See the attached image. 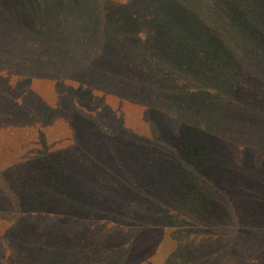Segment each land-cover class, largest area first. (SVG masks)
<instances>
[{"label": "rangeland", "instance_id": "1", "mask_svg": "<svg viewBox=\"0 0 264 264\" xmlns=\"http://www.w3.org/2000/svg\"><path fill=\"white\" fill-rule=\"evenodd\" d=\"M263 5L0 0V264H264Z\"/></svg>", "mask_w": 264, "mask_h": 264}, {"label": "trees", "instance_id": "2", "mask_svg": "<svg viewBox=\"0 0 264 264\" xmlns=\"http://www.w3.org/2000/svg\"><path fill=\"white\" fill-rule=\"evenodd\" d=\"M227 11H228V13L230 12L233 17L235 15H237L238 14V6L236 5V2L234 4H230L228 10H225V13H227ZM257 11H258L259 14L264 16V5L262 7H260V8H257ZM196 13L197 12H195L194 14H196ZM76 21L78 23V26L75 28V30L77 31V36H75L74 38H80L81 39V33H82V29L84 27V21L82 19L76 20ZM107 29H108L107 30L108 36H114L115 37V33H117L118 31L121 30V26L113 25V26L108 27ZM171 29H172L173 34L170 35V37H172V39H169L167 37L165 39L166 42H164L165 43V47L169 48V49L173 48V47H176L177 45L180 46V48L182 46L188 47V46H190L192 41H195V39L198 40V38H201V41L203 42V41H205L204 35H205V37H213L212 39H215L216 37H218V36H216V34H218L220 32L222 33V37L220 39H222V41L227 45L229 43V41L232 40L231 39L232 36L235 33L239 32L241 30V29L236 28L235 26L231 27V26H226V25L218 26V27L217 26H213V27L202 26V29L198 28V27H186V26L178 27V25H175L174 27H171ZM109 31H111V32H109ZM150 35H151V40L148 39L147 37H141V38L139 37L138 39L135 40L134 45L135 44L137 45V46L136 45L135 46H136L137 49H139L138 52H143L144 49H146V48H147L146 51H148V50L152 49L156 45L155 33H151ZM94 38H97V37H94ZM220 39H217V40L220 41ZM169 40H171V43H169ZM210 41H215V40H210ZM99 43H100V41H96L95 42L96 45L105 47L104 43L103 44L102 43L99 44ZM88 59L92 63L96 62V60L94 58L88 57ZM222 63L224 64V61ZM162 71H165V70H162ZM167 126H168V131H170L171 130V125L168 123ZM172 127H173V123H172ZM126 131L129 132L128 130H126ZM129 135H131V132H129L128 136ZM261 153H262V157L264 159V149L263 148L261 150ZM253 195L254 194H252V196ZM251 198H250V203H252V205L255 206L256 204L251 200ZM170 223L172 225H174V226L183 228V225L181 224V220H176V222H170ZM240 224H245V228H243V229L249 230V231H246V233L242 230V232L244 233L243 235H248V234L253 235L252 233L255 232L254 228H255V226H257V228L259 229V234H260V237H258V238H260V240L262 241V239L264 237V226H261V225H259L257 223H256V225H254L253 223L250 224L248 221H243L242 223H239V225ZM239 225H238V227H239ZM239 229H241V228L239 227ZM239 229H237L235 233H237V231ZM163 232H165V231H163ZM262 244H263V247H264V242H262ZM187 255H189V254H187ZM191 255H195V252H192L190 254V256ZM150 256L154 257L153 253H150ZM178 257L179 256L171 254L169 256L170 259H168L170 261V263L167 260L168 261L167 264H180V262H183V263L187 264L186 261H187V257L188 256H184V254H183L180 257V259ZM151 261L152 260H149V261L147 260V262H145L142 259H140L139 261H136L134 264H140V263L154 264Z\"/></svg>", "mask_w": 264, "mask_h": 264}]
</instances>
